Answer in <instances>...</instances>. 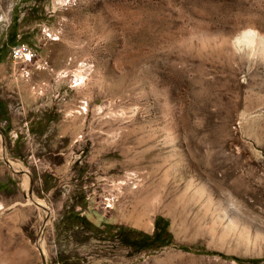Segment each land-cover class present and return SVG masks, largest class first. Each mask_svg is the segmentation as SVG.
Returning <instances> with one entry per match:
<instances>
[{"label": "rangeland", "instance_id": "1", "mask_svg": "<svg viewBox=\"0 0 264 264\" xmlns=\"http://www.w3.org/2000/svg\"><path fill=\"white\" fill-rule=\"evenodd\" d=\"M246 26L264 0H0V264H264Z\"/></svg>", "mask_w": 264, "mask_h": 264}, {"label": "clouds", "instance_id": "2", "mask_svg": "<svg viewBox=\"0 0 264 264\" xmlns=\"http://www.w3.org/2000/svg\"><path fill=\"white\" fill-rule=\"evenodd\" d=\"M231 54L246 65L264 63V33L254 26L242 27L227 38Z\"/></svg>", "mask_w": 264, "mask_h": 264}, {"label": "built area", "instance_id": "3", "mask_svg": "<svg viewBox=\"0 0 264 264\" xmlns=\"http://www.w3.org/2000/svg\"><path fill=\"white\" fill-rule=\"evenodd\" d=\"M10 56L13 61L21 63H29L32 60V53L29 47L25 44H18L11 47Z\"/></svg>", "mask_w": 264, "mask_h": 264}, {"label": "trees", "instance_id": "4", "mask_svg": "<svg viewBox=\"0 0 264 264\" xmlns=\"http://www.w3.org/2000/svg\"><path fill=\"white\" fill-rule=\"evenodd\" d=\"M156 225L160 228V231L158 234H155V236L151 239L153 240H159L160 239V235L162 234V232H165L167 231V228H166V223L161 219V218H158V220H156Z\"/></svg>", "mask_w": 264, "mask_h": 264}]
</instances>
